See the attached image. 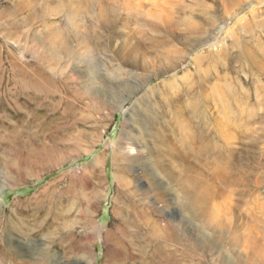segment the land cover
<instances>
[{"label":"rangeland","instance_id":"obj_1","mask_svg":"<svg viewBox=\"0 0 264 264\" xmlns=\"http://www.w3.org/2000/svg\"><path fill=\"white\" fill-rule=\"evenodd\" d=\"M19 1L0 0V264H36L44 254V264H143V261L141 263L136 257L117 249H146L154 242L148 243L146 232L149 228L139 224L137 230L132 226L135 237L126 238L122 244L123 237L119 233L126 231L127 220L117 219L112 213V197L116 193L112 150L114 145L121 147L123 142L132 141L144 151L143 145L152 142L153 138L143 127L152 123L151 117L157 112L155 108L164 111L167 107L170 113L173 112L171 115L174 114L170 90L176 92L177 87L182 105L195 110L192 120L202 140L191 160L201 173L210 175L229 195L227 203L234 210L230 215L234 213L241 222L247 220L248 226L242 227L236 235L231 230L223 239H217L212 231H199L198 216L195 219L190 217L192 214L187 216L197 206L191 205L184 210L181 203L179 208L173 205L172 196L177 193L174 187V191L167 187L158 189L168 206L162 207L157 216L146 212L143 205H137L144 212L145 219L161 223L171 219L179 223L185 232L180 233L179 243L167 248L191 249V244H187L188 240L191 241L199 255L194 261L198 264H235L237 254L246 251L247 245L242 242L250 234L264 246V70L252 67L242 54L244 46L248 45L253 48L257 60L261 58L264 62V53H261L264 29L257 25L264 23V0H232L237 8L242 6L240 14L233 19L228 16V11V14L224 11L230 7L223 9L216 0H27L28 8L18 10L15 8ZM98 4L108 7L111 12L109 23L103 25L96 17ZM70 13H77L82 20L83 34L79 32L82 29L67 23ZM162 16L175 24L171 22L170 27H165ZM241 23L247 30L240 29ZM220 25L224 27L215 31ZM55 33L59 38L52 35ZM129 41L138 42L147 59L155 57L159 62L152 68H148L145 62L142 68L138 62L122 61L116 53ZM201 41L199 48L195 47ZM210 54L212 58L204 59ZM179 56L181 59L175 69L168 70L164 64ZM197 57L201 61L196 67L193 59ZM25 72L30 81L38 82V76H43L48 83L22 88L18 78L22 79ZM202 75L210 81L212 78L211 83H223L217 84L226 89L222 87L220 93L212 88L203 89L200 87ZM186 76L190 82L186 81ZM189 83L194 85L188 90ZM205 94L209 100L212 97L217 109L211 110L205 105ZM223 95L228 107L219 101ZM117 98L119 106L114 103ZM241 100L243 109L237 106ZM105 102L115 104L107 118H104L108 113ZM202 109L204 113H201ZM158 114L166 124V116ZM81 136L83 138L79 139ZM78 139L82 143L79 149L73 143ZM94 139L99 142L95 140L92 147L84 144ZM85 146L87 149L81 152ZM202 151L203 158L200 156ZM101 153L105 155V162L99 171L104 180L100 192L105 196L96 204V212L92 214L96 230L77 226L60 233L59 224L64 219L52 216L53 211L56 208L59 212L71 209L72 214L76 213L79 205H76L75 198L82 190L74 184L84 176L87 180L94 158ZM142 165L134 163L125 176L140 190L149 182L142 171L151 170L149 162L147 167ZM218 173L225 174L226 178ZM47 195L58 197L57 206L49 218V233L60 234L53 241L47 240L49 234L46 239L42 237L32 221L34 208L43 204ZM179 200L181 202V198ZM149 209L158 212L151 205ZM130 210L126 204H117L115 208L127 218ZM226 215V219L231 218ZM73 218V215L66 216L67 221ZM21 220H25L27 232L19 230L16 225ZM6 222L14 224V228L7 226ZM106 234H111V238L105 240ZM233 235L239 237L238 246L231 244ZM43 240L48 248L44 254L39 250ZM115 240L119 245L114 244ZM150 263L152 260L147 259L146 264Z\"/></svg>","mask_w":264,"mask_h":264},{"label":"bare ground","instance_id":"obj_2","mask_svg":"<svg viewBox=\"0 0 264 264\" xmlns=\"http://www.w3.org/2000/svg\"><path fill=\"white\" fill-rule=\"evenodd\" d=\"M216 1L218 2V4L223 9H225L226 7L228 8V6L230 7L228 9L224 10V11H226V14H228V12H229L230 14L228 16H231L232 19L233 18H237V15L240 14V10H241L240 7H242V6L237 8L236 7V3H234L232 0H216ZM213 2H215V0ZM28 4H29V2H27V0H20L17 3V7L15 9L22 10V9L26 8ZM49 7H51V5ZM49 7H47V8H49ZM57 7H58V5L55 6V8H57ZM108 10H109L108 7H105L103 5L100 6L99 4L97 5V10L95 12L96 13L95 15H96V17H98L101 20L103 25L110 22V18H111L110 13L111 12H109ZM76 14L77 13H75V14H71L70 13L69 16L67 15L68 18L66 19V21H67V23L70 26H75L78 29H82L83 31H79V32L81 34H83L85 32V30H84L85 26H83L82 20ZM155 15H154V18H155ZM163 16L165 17V15H163ZM221 16L222 15H220V17L219 16H217V17H219L221 19ZM160 19H161V17L159 18V20ZM167 19H169V18H164V20H165V25L164 26L165 27H170L172 25V23H174V22L171 21L172 22L171 23ZM149 20H150V18H149ZM164 20H163V22H164ZM234 20H236V19H234ZM160 23H161V21H160ZM237 23L240 24V21H238ZM257 25L261 26V28L264 29V23H259ZM199 26H201V25H199ZM223 27H224V25H220L217 29H215V31H219ZM241 28L246 29L244 27V24H242V23L240 25V29ZM229 31H231V30L229 29ZM204 34L206 36V33H204ZM215 34H216V32H215ZM52 35H54L55 37L59 38L57 33L52 34ZM235 36L236 35H234V37ZM230 37H231V35H230ZM79 38H78V40H79ZM231 38H233V37H231ZM202 43H203L202 41L198 42L195 45V47L199 48V46ZM241 43L242 42H240V44ZM190 45H192V44H190ZM156 46H158V44ZM164 46L165 45H163V47ZM224 46H226V45H224ZM33 48H35V47H33ZM172 48H173V45H172ZM252 49H251V47H248V45L244 46V50H243L242 54L248 60V62L251 64L252 67H254V68L258 69V70H260V69L264 70V62L260 60L261 59L260 55L258 56L260 59L257 60V58L255 57L256 54L254 55ZM174 50L176 51L178 49H174ZM186 51H187V49H186ZM209 51H210V49H209ZM183 52L184 51H182V53ZM170 53H172V52H170ZM261 53H264V49H263V52H261ZM116 54L124 62H129L130 60H131V62L134 61L133 63H137L138 62L139 64L142 65V68L145 66V62L147 64L148 68H152L154 66V64L159 62V58H155V57L152 58L151 57V58L147 59L148 58L147 54L144 51V49L141 47V45L138 42H133V41H129L125 45L121 46V48L118 49V52ZM186 54L187 53H185V55ZM211 55L212 54H210L208 57H205L204 59L212 58ZM198 58L199 57L193 59L194 63H195V66L198 65L199 62L201 61V59H198ZM179 59H181V56H179L178 58L175 57L173 61L166 62L164 65H167V69L168 70H169V68L171 70H174L176 65H177V63L179 62ZM181 61L183 62V60H181ZM214 63H216V62H214ZM238 63H240V62H238ZM246 66H248V65H246ZM209 68H210V66H209ZM206 70H207V67H206ZM208 71L210 72L211 70H208ZM187 73H188V71H187ZM153 74H157V73H153ZM27 75L28 74H26V72H25L22 75L23 76L22 79H21V77L18 78V84H20V86L22 88L34 87V86H37V85H41V84L44 85V84L48 83L47 79H45V77H43V76L42 77L38 76V79L40 81L35 82V81H32V80L30 81ZM185 75H187V74H185ZM205 76L208 77V75H205ZM33 77H34V75H33ZM202 77H203V80L201 79L202 81L200 83V87H202L203 89L212 88V89H215L217 92L220 93L222 91V89L225 88L224 86H222L223 88L220 86L221 84L223 85V83H218L217 82L220 85H218L217 83L214 84V83H211L212 78H210L211 79V81H210L209 79L204 78L203 75H202ZM197 78H199V77H197ZM221 78H223V77H221ZM182 80H180V81H182ZM192 80H193V78H192ZM223 80H226V78H223ZM186 81L190 82V78L187 77ZM192 85H194V84L189 83V85L187 86L188 90L192 87ZM170 86L172 87V85H170ZM231 86H232V84H231ZM167 87H168V85H167ZM184 87H186V85ZM176 90L175 91L177 93L176 92H172V89L170 90V92H171V101L170 102H171V104L174 107V114L171 115V113H173V112L170 113L169 110L167 109V107H166V109L164 111L160 107H158L157 109L155 108V111H157V112L153 113V116L151 117V120H152L151 122L152 123H150V122H149L150 124L146 123V124H148L147 128L142 126L144 128L145 132L150 131L151 137L153 138L152 142H150L147 145L146 144L143 145L144 151L141 150L142 146H138L137 144H135L132 141H127V142H123L122 141L123 143H122L121 147H116V145H114L113 146L114 149L112 150L113 151L112 152V165H113V168H114L113 169L114 170V172H113L114 173L113 182H114V188L116 190V193L112 197V209H113L112 213H114L113 215H115L117 219L127 220L126 226L124 228L126 231L122 232L123 229H121L122 233H119V235L123 237L122 244H124V242H125L124 240L126 238L130 239V238H132V236L135 237V233H132L133 232L132 226L137 230L139 224L146 225L149 228V231L146 232V235L148 237V243L151 244V243L154 242V244L151 247H148L146 249H132V248L124 249V247H120V248H117V249H120L121 252H125V254H127L128 256L136 257L141 263L143 261V264H146L147 259L152 260V263H150V264H198V263H195L194 261L198 259L199 255L195 251L191 241H189V240L187 241L188 245L191 244V249H186V248L170 249V248H167V246H169V245H175L176 243H179L180 242L179 241L180 233L182 232V235H183L184 232H185V231H183L184 229L181 228L179 223H177L175 220H171V219H167V220H165L162 223L159 222V221H154V220H152L150 218L149 219H145L144 212L142 211L141 207L139 205H137V203L143 205L144 208H146V212L148 211L150 213H155L156 216H157L158 213L161 214V208L164 207V206L167 207L168 203H167L166 199L162 196V194L160 192H158L159 188H160V190H161V188H166V187L169 188V190L170 189L173 190V191H174V189L177 190V193L176 194L174 193L173 196H172V201H173V205L177 206L178 208H179L180 203L182 205L181 208L184 209V210L187 207L191 206V205L197 206L194 211L188 212L187 216L192 214V216L190 215V217H193V219H195L198 216V219H199V222H200V225L198 226V228L200 229L199 231H205V229L209 230V231H212L213 233H215L214 236H217V239H223L224 237L226 238L227 236H229V233L232 232L231 230H233V233L236 235V234H238L237 233L238 230H240L242 227L248 226L247 220H245L244 222H241V220L234 213H233L234 215L233 214L230 215L234 210L232 209V205L227 203L229 201V199H230L229 195H227L225 193V190L223 188H220V187H218L215 184L216 180L214 181V179L210 175L201 173L200 172L201 169H198V167L195 166V163L191 160V157L192 156L194 157L196 155L197 151L199 150V148L201 147L200 146V141H202V140H200V135L196 131L195 121H193L194 120V111L195 110L193 111V109H191V107L188 106V105L187 106L185 104H184L185 106L182 105V101L180 99L181 92H179V88L178 87H177ZM167 91H169V89ZM209 93L211 94L212 92H209ZM224 94L226 96V93H224ZM211 96H212V94H211ZM208 97L205 94L204 98H203V102L205 103V105H207L209 107V109L214 110L215 104L212 103V100H211L212 97H211L210 100L208 99ZM231 97L233 98V96H231ZM224 98H226V97H224V95L221 96L219 101H220V103L223 106L226 105V107H228V103L225 102L226 100ZM200 99H202V98H200ZM118 100H119V98H117L114 103H118V106H119L120 100H119V102H118ZM238 101H240V100H238ZM232 102H234V101L232 100ZM230 103H231V101L229 102V104ZM199 104H200V102H199ZM105 105H106V108L108 110V113L106 112V115L104 113V115H105L104 118H107V116L108 115L110 116V114L112 113V110H113V107H114L113 105H115V104H112L111 102L110 103L105 102ZM237 106H239L241 109H243L242 100H241V104H238ZM204 108H206V107H204ZM215 109H217V108H215ZM237 110H239V109H237ZM205 111H207V110H205ZM216 111H220V110H216ZM223 111H224V109H223ZM139 112H140V115H141L142 110L139 109ZM158 112H160L162 116L163 115L166 116L167 121L164 120L166 122V124L162 123L161 118L158 117L159 116ZM202 112H203V109H202L201 113ZM225 112L227 113L228 111L226 110ZM210 113L208 112V114H210ZM227 114H229V113H227ZM227 114H225V115H227ZM140 115H138V116H140ZM161 115H160V117H162ZM249 116H250V114H249ZM224 117H226V116H224ZM141 118H143V117H141ZM218 118H219V116H218ZM98 119L99 118L97 117V120ZM251 119H249V120H251ZM227 120H229V117H228ZM261 120H263V118ZM258 123H260L259 120H258ZM96 126H98V125H96ZM221 127L222 126H220L219 128H221ZM261 127H262V124H261ZM249 129H250V127H249ZM261 129H260V132L262 131ZM221 132H223V131H221ZM248 132H250V131H248ZM222 137H224V136H222ZM81 138H83V137L82 136L79 137V139H81ZM229 138H231V137L229 136ZM79 139L73 142L74 146L77 147L78 149H79L78 146L80 144H82L81 141H79ZM97 139L85 141L86 143H84V144H87V147H92L95 140H96L95 142H99ZM226 140H227V137H226ZM226 142L227 141H225L224 143H226ZM117 143H118V141H117ZM228 143L226 145H228ZM87 147L85 146V149L82 150L81 152H84L87 149ZM205 148H207V147H205ZM229 149H228V151H229ZM239 149H241V148H239ZM208 150H206V151H208ZM200 156L202 158L204 157V152L203 151L201 152ZM104 158H105L104 153H101L98 156H96L94 158V160H93V162H94L93 166H91V169L87 173V180H86V178L84 176L83 180H78V182L74 184V186L77 185L78 188L82 190L80 194H78V192L76 191L78 195H76L75 199H76V201L78 203L76 204V201L75 202L73 200L71 201V202H74L76 205H79L78 206L79 209L75 207V209H78L76 211V213H74L75 215L72 214L71 209H70V211L67 209L64 212H63V210H61L62 212H59L60 210L58 211V209L56 208L53 211V209L57 206V201H58V197L56 198L54 195H49V196L47 195L46 199L44 200L47 203V205L45 204V202L43 203V201H42L43 204H39L38 207L34 208L33 213H32V217H33L32 221H33L34 225L38 226L39 234H41L42 237H45V239H46L47 235L49 234L48 237H47V240L51 239L53 241L54 239L56 240V238L60 235L59 233H56V232L49 233V218H50V215H51L52 211H53L52 216H54L55 218L56 217H63V219H64L59 224V228L58 229H60V231H61L60 233L68 232V231H70L71 229H73V228H75L77 226H80L83 229H89V230H91L93 232L96 230V225L93 222L94 217H93L92 214H93V212H96V207H97L96 204L99 203L105 196V195L103 196L102 193L100 192L101 189L104 186V180L102 179V176L99 173V171L102 169L103 163L105 162ZM147 162H149V167H150L151 170H145V171L143 170L142 173H143L144 178L147 179V181L149 180V182H148V185H147V187L145 189H141L140 190V189L136 188L133 185L132 181L127 180V178L125 176L127 175L128 169L130 168V166L133 165L134 163H137V165H140L141 163H143L142 166H144V164H145V167H147L146 166ZM204 166H206V164ZM206 168L204 167V169H206ZM218 174L223 179L226 178L225 174H223V173H218ZM221 182H222V180H221ZM173 187H174V189H173ZM70 191H71V189H70ZM179 194H181V196H180L181 202L179 200L180 199L179 198ZM72 195L75 197V195L73 193H72ZM153 196H154V198H152ZM67 203H65V206H66ZM117 204H126V205L130 206L131 210H130L128 218L124 217L121 213H117L115 211V208L117 207ZM156 204L161 205V206H156ZM149 205H151L152 207L157 208L158 212L150 210L149 209ZM42 206H44L46 209H44V207H42ZM73 206H74V204H73ZM83 207H85V208H83ZM59 208H61V207H59ZM226 214H229L231 218H227L226 219V216H227ZM68 215H71V216L73 215L74 216L73 220L69 219V221H67L66 216H68ZM24 222H25V220H21L16 225L19 227V230L27 232L28 227L25 225ZM6 225L7 226L9 225V227H10V225H12V224L10 222H6ZM12 227L14 228V224L12 225ZM119 227L123 228V225H119ZM29 234H31V233H28L27 235H29ZM235 235H233V237H231V240H232L231 244L233 246L234 245L238 246V238L239 237H235ZM255 236H256V234H255ZM210 237H211V235H210ZM248 237L249 238L246 241L242 242L243 244L247 245L246 246L247 247L246 251L243 250V253H238L234 263L235 264H239V263H241V264H264V246L262 244H260L251 234ZM108 238H111V234H106L105 235V240L108 239ZM204 240H206V239H204ZM114 244L119 245V242L117 240H115ZM41 245H42L41 246L42 248L39 249V250L43 251V254H44V251L48 252L47 242L44 241V243L41 244ZM230 248H232V247H230ZM40 256H42V255L40 254ZM211 256H213V255H211ZM232 256H233V254H232ZM41 258H43V259H41L36 264H44V261H45L44 258H46L45 254Z\"/></svg>","mask_w":264,"mask_h":264}]
</instances>
